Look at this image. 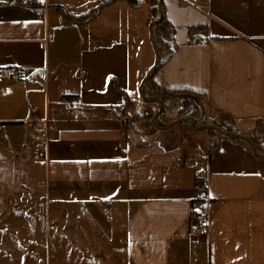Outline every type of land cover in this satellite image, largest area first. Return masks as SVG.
Listing matches in <instances>:
<instances>
[{
	"label": "crops",
	"instance_id": "crops-1",
	"mask_svg": "<svg viewBox=\"0 0 264 264\" xmlns=\"http://www.w3.org/2000/svg\"><path fill=\"white\" fill-rule=\"evenodd\" d=\"M25 1L0 0V68L27 70L0 80V156L9 157L0 165L27 168L4 186L40 197L57 238H85L86 264H264V159L230 140L210 157L209 132L196 130L165 150L149 142L157 134L123 122L126 97L141 99L155 64L141 35L145 72L132 65L123 38L135 8L116 0L77 21L108 0H50L46 9ZM163 11L174 51L154 78L161 97L192 91L208 123L226 117L239 134L264 133V0H163ZM200 185L208 230L192 219L207 210L195 202Z\"/></svg>",
	"mask_w": 264,
	"mask_h": 264
},
{
	"label": "rangeland",
	"instance_id": "rangeland-1",
	"mask_svg": "<svg viewBox=\"0 0 264 264\" xmlns=\"http://www.w3.org/2000/svg\"><path fill=\"white\" fill-rule=\"evenodd\" d=\"M99 1L102 0H90V5L94 2L97 4ZM111 1L108 0V3L103 6H107ZM139 1L141 4L140 7L135 8L131 14L130 10L127 12L128 21L124 24L126 34L123 39L133 44V48L131 49L133 67L136 69L141 68L145 72V59L142 52H139L137 44L139 43L141 35H145L144 42L149 50V55L152 61L155 60L154 50L151 47L148 34L152 18H150V22L148 21L147 25L149 16L148 8L150 5L147 0ZM115 10L118 11L119 6L116 5ZM108 12L111 11H106V13ZM169 50V47L165 48L161 46L163 56H166ZM144 55L147 56L145 53ZM131 102L128 106V111L125 112L126 115L122 119L132 127V123H134L136 127H133V129L135 131L142 134L150 133L154 123L149 120L140 119V117H145L141 113L149 109L150 106L146 107L141 99ZM179 113V107H171L169 109V115L173 117L178 116ZM178 126L168 131L158 130L157 133H152L157 134V136L149 138V142L160 145L165 150L174 152L179 150V136H181V133L179 134ZM135 131L134 133H136ZM260 131L262 132V130ZM0 159H9V157L0 156ZM31 164L35 167L38 166L35 161L31 162ZM23 167L26 168L22 163H14L11 160L10 166L4 167V165H0V191L3 192L0 194V264H86V259L82 257V252L78 249L79 246L77 243L78 240L79 242L80 240L85 241V238L78 237V232L74 230H70L67 233L68 241H65L63 238H57L56 227L53 221L54 218L49 215V212L43 210L44 205L40 197L35 196L30 200L31 198L26 191L20 189V187L15 188L16 185L10 187L4 186L2 182L4 177L13 179L18 174H25L24 171L27 168L25 169ZM6 189H9L12 193H5V195L4 190ZM9 227L15 230L16 236H8L9 233L7 231H9ZM85 227L86 225H84L82 233H87ZM59 242H63V246L59 245ZM27 244H30L28 248H25L28 253L23 254L19 247ZM74 244L76 246H71Z\"/></svg>",
	"mask_w": 264,
	"mask_h": 264
},
{
	"label": "trees",
	"instance_id": "trees-1",
	"mask_svg": "<svg viewBox=\"0 0 264 264\" xmlns=\"http://www.w3.org/2000/svg\"><path fill=\"white\" fill-rule=\"evenodd\" d=\"M117 1H120V0H117ZM122 1H126L133 8H138L141 5L139 0H122ZM147 2L151 8V15H152V20L150 22V25H151L159 19V16H160L159 15V2H160V0H147ZM106 3H108V2H106ZM97 11L98 10L92 11V12H90V14H88L86 16H81V17H74L73 16V17L77 21H86V20L93 18L96 15ZM173 31H174V29L170 26V24L168 23L166 18L164 19V21L160 25L156 26L153 29V34L156 38V42H157V46H158V49H159V52L161 55L162 62H163V57H162L161 46H164L165 48H167V47L170 48L171 42H173ZM173 51L174 50H172L170 48V50H169L170 54L169 55H171V53ZM152 69L153 68H151L148 71V73ZM154 78L150 81V83L147 87V96L150 100H158L159 99V100H162V102L164 103L165 111L160 115V117L158 119V124L160 127L168 126V125L172 124L173 122L180 120V119H183V118H194L197 120V123L200 127H204L207 125H215V126L221 128L224 132L238 134V131L235 128L232 120L229 118H226V117H223L220 119L216 118L215 120H212L211 122L208 123V120L206 118V108H205L204 103H203V96L202 95L196 94V93L189 91V90H170V91H168V94H169L168 98L163 99V97H161L160 89L157 86V83L155 82ZM141 100H142V103L146 107L150 106V108H149L150 110L146 109L144 114H143V115H145V117H140V119L149 120L153 123L155 116L158 114V112L160 110L159 105L154 104V103L145 102L142 99V97H141ZM130 103H132V102L130 101V99L128 97H126V105L124 107L122 117H124L126 115L125 112L128 111V109H129L128 106ZM171 107H179L180 113L178 116L173 117V116L169 115V109ZM123 122H124V120H123ZM178 131H179V134L181 133V136H179V137H180V147H182L185 144L190 133L192 131H194V128L191 124H181L178 126ZM157 132H158V129H156L155 126L153 125L151 132L150 133L148 132V133L152 134V133H157ZM243 135H245V134H243ZM209 136H210L209 153H210V157H212L218 152L219 147H220V143L226 139H224L223 137H221L219 134H217L214 131H209ZM247 136H250L254 139L259 153L264 154V145H263L264 144V133H263V130H262V132L261 131L255 132L252 135L249 134ZM236 142L240 143L247 150L252 152V149L247 142H245L243 140H236ZM200 188L204 191L205 194H207L206 186L200 185L198 190ZM195 202H196V204L201 205V202L198 201L196 198H195ZM200 212H201V210H199L197 212H193L192 213V219H194L198 223V226L201 228L200 223H199Z\"/></svg>",
	"mask_w": 264,
	"mask_h": 264
},
{
	"label": "water",
	"instance_id": "water-1",
	"mask_svg": "<svg viewBox=\"0 0 264 264\" xmlns=\"http://www.w3.org/2000/svg\"><path fill=\"white\" fill-rule=\"evenodd\" d=\"M115 1L116 0H112L111 2H109L108 5H110L111 3H114ZM103 7L104 6L102 5L99 8L96 16L94 18H92L91 20H95L100 16ZM159 15L160 16H159L158 21L151 24L150 28H149V38H150L151 46H152V48L154 50V54H155V64H154L153 69L145 76V78L143 79V81L140 85V95H141L142 99L145 102L154 103V104L159 105V107H160V110H159L158 114L155 116L154 121H153L155 128L158 130H162V131H168V130H171L172 128H174L178 125H181V124H191L193 126L194 130H196V131H206V132L214 131L217 134H219L221 137H223L224 139L230 140V141L243 140L250 145V147L253 151V154L256 157H258L260 159H264V154L259 153V151L257 149V145H256V143L252 137L247 136V135H243V134H239V133L233 134V133L224 132L221 128H219L215 125H207L204 127H200L197 123V120L194 118H183V119H180V120L173 122L172 124H170L168 126H165V127L159 126L158 119H159L160 115L165 111V106H164V103L162 102V100H159V99L158 100H150L148 98L147 87H148L150 81L155 77L158 70L162 66V59H161V55H160V52H159V49L157 46L156 38L153 34V29L156 26L160 25L165 19L164 11H163V0H160V2H159ZM35 73H42V70H37Z\"/></svg>",
	"mask_w": 264,
	"mask_h": 264
},
{
	"label": "built area",
	"instance_id": "built-area-1",
	"mask_svg": "<svg viewBox=\"0 0 264 264\" xmlns=\"http://www.w3.org/2000/svg\"><path fill=\"white\" fill-rule=\"evenodd\" d=\"M50 0H31L29 2H33L35 6L38 8H49V2ZM28 1H25L24 4H28ZM201 36L197 37V40H201ZM27 70L22 68H0V80H13V79H25L26 78ZM68 109H71V106L68 107ZM40 145H37L39 147ZM35 159H39V155H34ZM196 199L201 202V205H206V209H202L199 214V223L202 228H206L208 230L209 225V215H208V204L210 203V200L208 198V195L204 193V191L200 188L197 191Z\"/></svg>",
	"mask_w": 264,
	"mask_h": 264
},
{
	"label": "snow or ice",
	"instance_id": "snow-or-ice-1",
	"mask_svg": "<svg viewBox=\"0 0 264 264\" xmlns=\"http://www.w3.org/2000/svg\"><path fill=\"white\" fill-rule=\"evenodd\" d=\"M108 199H110V197Z\"/></svg>",
	"mask_w": 264,
	"mask_h": 264
}]
</instances>
